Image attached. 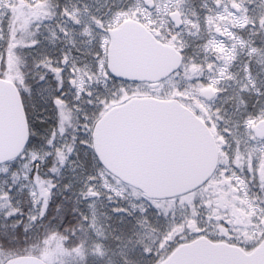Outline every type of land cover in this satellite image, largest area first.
<instances>
[{
	"label": "snow or ice",
	"instance_id": "1",
	"mask_svg": "<svg viewBox=\"0 0 264 264\" xmlns=\"http://www.w3.org/2000/svg\"><path fill=\"white\" fill-rule=\"evenodd\" d=\"M0 264H264V0H0Z\"/></svg>",
	"mask_w": 264,
	"mask_h": 264
}]
</instances>
